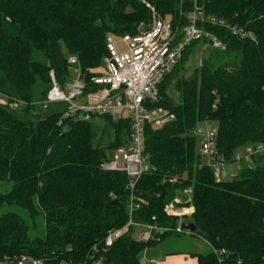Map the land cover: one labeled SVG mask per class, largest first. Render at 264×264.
<instances>
[{"label": "trees", "instance_id": "trees-1", "mask_svg": "<svg viewBox=\"0 0 264 264\" xmlns=\"http://www.w3.org/2000/svg\"><path fill=\"white\" fill-rule=\"evenodd\" d=\"M147 1L170 17L178 38L195 5L230 25L200 21L199 27L224 47H214L208 38L194 40L161 83L158 105L172 120L160 127L147 124L153 170L132 190L125 172L101 168L107 148L129 141L128 119L86 120L65 115V104L45 109L40 103L51 87V71L61 84L68 80L71 57L77 58L88 89H95L91 79L104 66L107 38L143 32L139 26L149 22L150 9L141 0H0V95L8 101L0 102V258L143 264L160 236L180 234L174 230L178 217L166 212L174 203L194 208L190 218L198 230L188 231L210 247L195 253L199 264H264V153L242 160L235 178L217 180L197 153L195 132L216 122L217 154L228 164L245 147L264 144V0ZM230 26L253 38L235 34ZM202 42L211 51L186 76L181 68ZM171 87L178 99L170 95ZM98 117L114 129L107 146L103 134L98 138L107 130ZM132 194L142 203L131 215ZM115 199L119 203L112 205ZM131 216L141 224L156 216L155 222L169 230L142 241L132 225L106 245L107 235Z\"/></svg>", "mask_w": 264, "mask_h": 264}, {"label": "built area", "instance_id": "built-area-1", "mask_svg": "<svg viewBox=\"0 0 264 264\" xmlns=\"http://www.w3.org/2000/svg\"><path fill=\"white\" fill-rule=\"evenodd\" d=\"M141 1L152 13V27L147 31L120 36L125 46L123 52L118 50L114 35L107 38L108 55L105 58L104 66L100 73L91 79V85L95 89H88L89 85L83 78L79 67L74 69V75L69 77L64 84H61L55 72L51 71V87L41 103L45 108L51 104H65L67 106L65 115L86 120L101 115H107L114 120L128 119L131 124L129 141L117 148L118 152L114 158H109V156L105 158L101 162V168L105 171L125 172L129 177L128 187L132 190L144 174L153 170L146 152L145 133L147 124L161 126L166 123L162 121L160 116L153 117V111L164 110L158 105L161 99V83L174 70L186 47L194 40L208 38L212 40L214 47H224L217 36L199 27L200 21L221 27L230 25L225 19L206 15L203 9L195 5L190 14V23L183 28V36L178 38V32L173 29L172 22L161 16L151 2ZM230 29L244 38H253L252 33L243 28L230 26ZM78 63L76 57L70 58V64L77 65ZM16 105V102L11 103V107H16ZM195 132L200 138L202 159L213 168L217 180L235 178L238 173L226 168L232 163H226L217 154L216 128L211 125H199ZM260 153H264V144L249 145L235 154V162L240 165L242 160L248 161L253 155ZM176 180L177 178L171 179L173 182ZM135 198L136 196L132 194L129 205L131 215L141 207L142 203V200ZM193 210L190 207L176 206L174 203H170L166 207L168 215L180 219L174 228L176 233L185 231L181 223L184 217L191 216ZM156 220V216H153V222L141 224L135 223L131 216L130 221L125 226L111 231L107 235L105 243L111 246L132 225L135 228L142 227L145 229L136 236L137 239L142 241L156 239L158 235L169 230V227L157 224ZM0 264H44V261L30 255H22L14 258H0ZM65 264L82 263L67 262Z\"/></svg>", "mask_w": 264, "mask_h": 264}, {"label": "rangeland", "instance_id": "rangeland-1", "mask_svg": "<svg viewBox=\"0 0 264 264\" xmlns=\"http://www.w3.org/2000/svg\"><path fill=\"white\" fill-rule=\"evenodd\" d=\"M163 17H165L166 19L170 20V17H168V16H163ZM152 25H153V17L150 18L149 22L141 23L140 26H139V31H147V30H149L152 27ZM114 38H115V41L117 42L118 50L120 52L125 51V46H124V44L121 41V37L120 36H114ZM210 51H211V47L209 46V44L205 43V42H202L192 53H190L189 56L186 59L185 64L181 68V69H184V71L186 73L185 75L186 76L191 75L196 68L200 67L202 65L203 59L206 58L209 55ZM76 67H79V64L72 65L70 78H71L72 75H74V69ZM168 79H170V78H168ZM169 93L174 98H176V99L179 98V92L176 89H174L173 87H171V89H169ZM0 102L8 103L6 97L2 96V95H0ZM23 105H24L23 103H21V104L19 103L18 104V109L21 110L23 108ZM45 109H47V108H45ZM166 114H167V112L165 110H162V109L153 111V117L154 118H157L158 116H160V117H162V121H164V122L171 121L172 117L170 115H166ZM95 119H97L96 121L99 123V125H101V128H103L102 125L104 127L107 126V130L106 131H105V129H103V131H102V129L99 131V134L100 133L101 134L98 137L100 139L101 135L103 134L104 136H103L101 142H102V145L107 146V144L109 143L111 138H113V136H114V129L111 128V126L107 123L105 118L98 117V118H95ZM213 126H214V128H217V123L214 122ZM154 127H160V126H154ZM106 150H107L106 152H107V155L109 156V158H114L115 155L118 152L117 148H114V149L107 148ZM197 153L200 154V141L199 140H198V146H197ZM240 165H239L238 162H234V163H232V165H230V166L228 165L226 168L228 170H234L237 173H239V166ZM184 220L193 221V219L190 218L189 216L184 217L183 221ZM178 221H180V219H178ZM144 230L145 229H143L142 227L135 228L134 235L138 236V234L141 231H144ZM162 240L164 242L161 245H159L160 241H162ZM160 241L155 242V244L151 245L148 248V250H150V251H155V250H158V249L170 250L173 247V248H177L178 250H186L187 249V250H193V251H196V252H208L209 249H210V247H209V245H208L206 240H204L203 238H201L199 236H196L195 234L194 235L190 234L189 231H184V232H182V233H180L178 235L174 233V234H169V235H166V236H160Z\"/></svg>", "mask_w": 264, "mask_h": 264}, {"label": "crops", "instance_id": "crops-1", "mask_svg": "<svg viewBox=\"0 0 264 264\" xmlns=\"http://www.w3.org/2000/svg\"><path fill=\"white\" fill-rule=\"evenodd\" d=\"M232 164H229V166ZM194 209L193 207H190ZM164 241H160L161 245ZM193 250H178L173 248L170 250H155L147 249L146 254L142 258L143 264H199L198 258Z\"/></svg>", "mask_w": 264, "mask_h": 264}, {"label": "water", "instance_id": "water-1", "mask_svg": "<svg viewBox=\"0 0 264 264\" xmlns=\"http://www.w3.org/2000/svg\"><path fill=\"white\" fill-rule=\"evenodd\" d=\"M118 203H119V201L117 199L112 201V205H117ZM181 226H182L183 230H186V231L198 230V226H197L195 221L184 220V221H182Z\"/></svg>", "mask_w": 264, "mask_h": 264}]
</instances>
